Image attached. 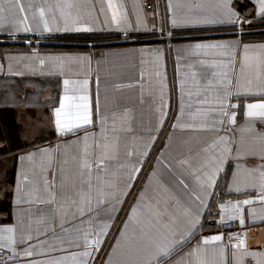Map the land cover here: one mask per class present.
Here are the masks:
<instances>
[{
    "label": "snow or ice",
    "instance_id": "snow-or-ice-1",
    "mask_svg": "<svg viewBox=\"0 0 264 264\" xmlns=\"http://www.w3.org/2000/svg\"><path fill=\"white\" fill-rule=\"evenodd\" d=\"M132 7L134 24L119 0H99L98 11L93 0H0V35L15 41L25 34L30 49L0 53L6 74L63 77L62 92L44 105L57 142L33 141L19 155L11 202L0 208V264H246L248 257L264 264V251L248 249L247 233L229 232L227 242L225 233L199 235L221 173H230L228 194L247 198L217 196V225L243 228L246 211L252 223L264 222V43L243 39L245 24L264 23V0H167L159 32L167 28L169 40L175 29L207 26L231 29L226 34L235 38L175 48L178 112L168 151L154 163L172 98L163 48L104 53V62L118 57L113 67L137 74L116 80L106 71L102 80L97 71L93 80L92 54L41 55L27 38L103 30L101 15L125 42L156 32L148 17L159 15V5L151 13L139 0ZM73 66L87 68L83 79L68 78ZM248 99L256 102H240ZM37 106L7 88L0 94V107ZM177 131L195 135L174 143Z\"/></svg>",
    "mask_w": 264,
    "mask_h": 264
},
{
    "label": "crops",
    "instance_id": "crops-1",
    "mask_svg": "<svg viewBox=\"0 0 264 264\" xmlns=\"http://www.w3.org/2000/svg\"><path fill=\"white\" fill-rule=\"evenodd\" d=\"M39 2V0H37ZM96 4L97 11L99 10V0H93ZM122 2L128 11L129 17L133 24L135 23V13L133 12L134 0H119ZM139 2L143 3L142 0ZM200 0H173V3H198ZM166 3L167 0H152V8L146 11L151 13L153 11V5H159V15L155 19L148 17V26L151 28L153 24L156 27H160V18L166 15ZM254 5L249 3L248 9L253 8ZM103 16L99 17V27L103 30H99L93 33H50L57 35L64 34H116L115 30H109L103 25ZM259 19L258 17L255 18ZM264 28H258L249 30L250 32H261ZM231 29H223L219 27H194L187 29H175L174 38L169 40L167 35L159 34V30L156 32L143 31L133 33L136 37L134 42H125L124 40H112V41H53L55 43L62 44H44L33 45L38 48L41 55H58V54H92L91 72L94 74L99 71L103 80L104 73L109 71L113 73L112 79L127 80L129 77H134L137 74L136 70L128 68L113 67V65H119L122 61L118 57H109L107 62L105 61L104 53H119L124 52L129 48H163L165 51V71L168 77L169 88L172 92V98L170 102V111L168 120L165 121L164 128L160 131L156 144L153 147V153L150 156V161L154 163V157L159 155V151H165L168 149L163 146L168 143L167 133L172 132L170 127L171 123H174V116L178 112V85L174 86L173 81L176 79L175 72V48L180 45L201 42L204 40H230L234 39V36L227 35ZM246 32V31H245ZM34 35V34H27ZM25 34H20V38H24ZM190 37L191 39H188ZM244 39V38H243ZM9 41L5 36L0 35V41ZM247 43H264V37L244 39ZM171 48V51L169 50ZM30 51L28 45L17 44L14 42L0 43V53H7L11 55L22 54ZM138 59V58H137ZM101 61V65L98 69L97 61ZM0 63L4 64L5 71L0 73V94H3L7 88L13 94L19 93L20 97L26 96L29 102H34L38 106L34 109L13 108V107H0V208L6 209L11 202V193L16 182L17 172L21 168V162L18 157L27 151L32 150V142L35 141L38 145H46L49 143L55 144L57 137L53 133V129L50 125V112L44 105L47 103V98L57 97L62 92V79L63 77H50L26 74L23 77L7 75V61L0 57ZM139 65L137 64V69ZM87 68L81 69L79 66H73L70 72L67 73L68 78L71 79H83L84 73ZM94 88V83H93ZM236 102L235 100L233 101ZM243 103L256 102L254 99L241 100ZM51 105L49 104L48 107ZM147 109V106H144ZM147 112L145 119L147 120ZM242 122V120H241ZM259 127V125H257ZM194 136L195 133H180L177 131V140L174 143L179 142V138L187 139L188 136ZM69 136L66 139H72ZM251 163V161L249 162ZM147 168V165L145 166ZM142 176H146L147 172L142 171ZM230 173H221L218 180V187L214 190V194L209 199V208L205 209L204 213V228L199 235H211L217 234V221L219 219L216 214L218 211L217 196L221 201L228 199H244L247 198L243 195L236 193L228 194L226 191V184L230 182ZM139 184V179L137 185ZM135 187V186H134ZM127 207V205H125ZM247 208V206H245ZM259 209L261 205L258 203L253 205ZM6 214V213H5ZM123 216V213L120 214ZM246 224L249 227H264V222L252 223L251 217L245 213ZM258 219V218H257ZM235 225H239L238 221H233ZM119 223V221H118ZM226 242V241H225ZM250 251H264V247L261 249H249ZM229 258L232 249H229ZM182 255V253H180ZM41 259L42 257H36ZM106 259V257H104ZM99 259V258H98ZM246 264H255V261L251 257L246 258Z\"/></svg>",
    "mask_w": 264,
    "mask_h": 264
},
{
    "label": "built area",
    "instance_id": "built-area-1",
    "mask_svg": "<svg viewBox=\"0 0 264 264\" xmlns=\"http://www.w3.org/2000/svg\"><path fill=\"white\" fill-rule=\"evenodd\" d=\"M148 4L146 5L147 9H150L152 7V0H147ZM133 35V34H132ZM56 35L45 33L43 37H37L35 35H28L27 38L31 39L33 43L39 42H51L53 39H55ZM123 37V35H122ZM13 41V40H11ZM15 41H22L25 42L24 38H19ZM217 233H225V241L227 242V233L229 232H239V233H247V247L248 249H261L264 247V227H249L244 226L243 228L240 227V225H235L233 221L229 222L228 227H219L216 226ZM250 230H256L257 233L252 234L250 237H248V232ZM257 237V238H256ZM256 239H258V242H256ZM238 240H233L232 243H238Z\"/></svg>",
    "mask_w": 264,
    "mask_h": 264
},
{
    "label": "rangeland",
    "instance_id": "rangeland-1",
    "mask_svg": "<svg viewBox=\"0 0 264 264\" xmlns=\"http://www.w3.org/2000/svg\"><path fill=\"white\" fill-rule=\"evenodd\" d=\"M142 2L145 5L148 4V1L147 0H142ZM254 20L255 19H253L252 24H255L254 23ZM255 28H256L255 26H249L248 24H245L244 25L245 31L254 30ZM157 30H159V28H157ZM159 34H161L163 36L164 35H167V28H165L164 33H160L159 32ZM55 35H56L55 39H53L51 42H53V41H56V42H59V41H70V42H72V41H82L83 42L84 41V40H78V39L77 40L69 39L72 34H64V35H57V34H55ZM76 35H78L79 37H81V36H89V35H93V34H76ZM97 35L100 36L101 40H95V41H103L104 42V41H112V40H123V37H122L123 34L122 33H116V34L115 33L114 34H94V36L98 37ZM254 35L255 34H252V36H254ZM62 37H63V39H62ZM249 39H252V37L249 38ZM47 42H49V41H47ZM90 42H94V40L93 41H90Z\"/></svg>",
    "mask_w": 264,
    "mask_h": 264
},
{
    "label": "trees",
    "instance_id": "trees-1",
    "mask_svg": "<svg viewBox=\"0 0 264 264\" xmlns=\"http://www.w3.org/2000/svg\"><path fill=\"white\" fill-rule=\"evenodd\" d=\"M254 23L255 24H251L249 26H255L256 28L255 29H258V28H264V23L261 22L260 19H256L254 20ZM252 34H255L254 36H252ZM257 34V35H256ZM98 37L94 36V35H89V36H81L79 37L78 35H71V37L69 39H72V40H84V41H95V40H101L100 36L97 35ZM259 38V37H264V31H261V32H253V31H246L245 32V35H244V39H249V38ZM63 39V37H62ZM23 45H26V44H23Z\"/></svg>",
    "mask_w": 264,
    "mask_h": 264
},
{
    "label": "water",
    "instance_id": "water-1",
    "mask_svg": "<svg viewBox=\"0 0 264 264\" xmlns=\"http://www.w3.org/2000/svg\"><path fill=\"white\" fill-rule=\"evenodd\" d=\"M260 31H264V29H261ZM10 42H14V43H17V44H26L25 42H22V41H0V43H10ZM44 44H62V43H55V42H39V43H33V45H44ZM27 45V44H26Z\"/></svg>",
    "mask_w": 264,
    "mask_h": 264
},
{
    "label": "bare ground",
    "instance_id": "bare-ground-1",
    "mask_svg": "<svg viewBox=\"0 0 264 264\" xmlns=\"http://www.w3.org/2000/svg\"><path fill=\"white\" fill-rule=\"evenodd\" d=\"M254 233H257V231L256 230H250L249 232H248V237H250L252 234H254ZM258 234V233H257ZM257 238V237H256ZM256 242H258V239H256Z\"/></svg>",
    "mask_w": 264,
    "mask_h": 264
}]
</instances>
